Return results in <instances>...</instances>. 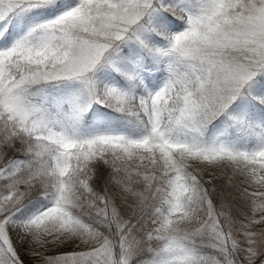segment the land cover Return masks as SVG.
Wrapping results in <instances>:
<instances>
[{
    "label": "snow or ice",
    "instance_id": "1",
    "mask_svg": "<svg viewBox=\"0 0 264 264\" xmlns=\"http://www.w3.org/2000/svg\"><path fill=\"white\" fill-rule=\"evenodd\" d=\"M0 264H264V0H0Z\"/></svg>",
    "mask_w": 264,
    "mask_h": 264
},
{
    "label": "trees",
    "instance_id": "2",
    "mask_svg": "<svg viewBox=\"0 0 264 264\" xmlns=\"http://www.w3.org/2000/svg\"><path fill=\"white\" fill-rule=\"evenodd\" d=\"M75 248V245H68V246H65L64 248L62 249H58L57 251H71Z\"/></svg>",
    "mask_w": 264,
    "mask_h": 264
}]
</instances>
